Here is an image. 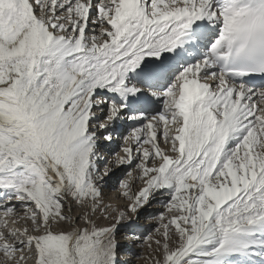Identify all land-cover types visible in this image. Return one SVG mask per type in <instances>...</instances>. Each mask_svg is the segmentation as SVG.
<instances>
[{
  "label": "snow or ice",
  "instance_id": "6c2138e0",
  "mask_svg": "<svg viewBox=\"0 0 264 264\" xmlns=\"http://www.w3.org/2000/svg\"><path fill=\"white\" fill-rule=\"evenodd\" d=\"M264 264V0H0V264Z\"/></svg>",
  "mask_w": 264,
  "mask_h": 264
},
{
  "label": "rangeland",
  "instance_id": "374dc122",
  "mask_svg": "<svg viewBox=\"0 0 264 264\" xmlns=\"http://www.w3.org/2000/svg\"><path fill=\"white\" fill-rule=\"evenodd\" d=\"M141 264H142V262H141Z\"/></svg>",
  "mask_w": 264,
  "mask_h": 264
}]
</instances>
